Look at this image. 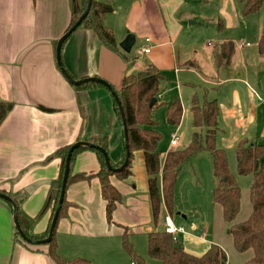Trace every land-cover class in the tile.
Returning a JSON list of instances; mask_svg holds the SVG:
<instances>
[{
    "label": "crops",
    "instance_id": "1",
    "mask_svg": "<svg viewBox=\"0 0 264 264\" xmlns=\"http://www.w3.org/2000/svg\"><path fill=\"white\" fill-rule=\"evenodd\" d=\"M100 1L112 6V11L103 18V25L114 34L118 52L107 48L92 29L80 24L61 47L62 66L74 80L100 78L117 93L128 75L151 64L163 76L157 108L164 107L167 103L162 101L171 98L166 92L174 91L173 98H179L182 115L191 116V135L194 128L190 108L192 99L198 100L200 92V104L208 96V101L218 104V148L235 149L242 139L264 145V54L258 51L264 0L259 11L246 17L234 0H218V43L213 47L208 43L205 53L197 48L189 52L190 41L185 42L184 48L180 46L182 35L197 25L193 21L197 15L191 9L197 0ZM251 16L256 17L254 21ZM70 21V0H0V101L9 104L0 124V192L21 196L19 208L32 219L50 197L52 183L59 176L61 161L55 155L57 150L77 141L107 137L111 162L121 160L122 124L115 114L113 97L100 84L74 86L57 66L56 43ZM228 30L233 35H226ZM128 33L135 37L131 56L134 57V46L149 48L139 65H131L122 57L119 43ZM228 41L234 47L230 61L217 67L214 52ZM171 75L175 78L174 86L168 85ZM196 80L202 84L201 88L195 85ZM176 146L159 153L161 165L166 153ZM200 154L203 153L194 157ZM98 170L96 155L89 150L77 154L70 167L71 176L86 178L66 184L65 214L57 219L54 232L60 259L119 264L123 255L126 257L121 248L124 232L130 234L132 246L134 234L147 238L151 231L164 230L166 217L189 236L183 222L177 218L173 221L165 210L163 225L156 223L153 229L149 227L152 218L141 151L133 153L128 178L110 177L111 184L122 195L111 222L106 218L100 181L94 176ZM158 181L161 184L160 174ZM50 213L51 205L33 224L32 234L41 236L46 232ZM16 232L12 208L0 199V264H54L46 245H25L16 238ZM176 236L184 250L194 256H201L212 244L219 245L206 241L205 250L198 246L188 250L183 234Z\"/></svg>",
    "mask_w": 264,
    "mask_h": 264
},
{
    "label": "trees",
    "instance_id": "2",
    "mask_svg": "<svg viewBox=\"0 0 264 264\" xmlns=\"http://www.w3.org/2000/svg\"><path fill=\"white\" fill-rule=\"evenodd\" d=\"M241 5V14L246 17L259 11L263 0H238ZM87 0H70L71 21L67 30L73 26L79 16L86 8ZM112 11V6L104 1L92 0L90 10L81 24L92 29L99 40L112 51L118 52L114 34L103 25V18ZM66 30V31H67ZM231 42L222 43L219 50L214 52V60L217 67L227 65L233 53ZM258 51L264 54V19ZM126 62L134 65L136 60L130 54L122 53ZM145 68L136 73L128 75L122 84L117 97L123 110L124 119L127 125L128 145L130 156L126 168L119 172L109 170L104 163L103 155L97 149L78 148L71 154L70 167L81 151L89 150L96 155L99 163V170L94 176L100 181L101 195L105 201L106 218L111 222L112 213L116 204L122 200L120 192L111 184L110 177L115 176L123 180L131 175L130 167L135 151L143 154L144 167L147 175L148 197L151 210V218L154 224L157 223L160 211L172 215L174 207V187L182 166L188 163L192 157L199 153H207L210 156L213 175L212 201L220 207L222 221L228 225V234L231 236L234 249L240 253L251 251V257L245 264H264V145L251 144L245 139L240 140L235 147L236 171L238 175H251L252 181L249 187V201L251 213L242 222L234 223L240 211V191L232 175L226 152L216 146V132L218 129V104L216 101H204L200 104L197 98L192 99L191 114L194 131L191 139L183 149H173L166 153L163 164L160 163L158 143L161 139L160 133L154 129L157 121L152 116L156 102L153 106L150 103L157 98L159 84L163 80L162 74L151 64H145ZM101 86V85H99ZM114 111L118 122L121 124V117L118 105L113 99ZM9 104L0 101V124L8 113ZM165 114L168 124L177 127L182 117V105L179 98L165 104ZM202 128L205 133H202ZM88 142L102 147L108 152L107 137L92 138ZM71 146V145H70ZM70 146H65L55 153L60 158L61 166L57 180L52 185L50 197L45 202L35 219L27 217L19 208L22 197L17 194H7L18 206L17 222L25 236L31 240H41L47 237L51 218L56 208L61 180L64 170L66 154ZM126 150L123 144L121 160L112 163V168H118L124 161ZM161 175V184L158 175ZM84 176H71L68 183L81 180ZM5 202V201H4ZM10 206L7 202H5ZM66 201L63 199L58 218L65 214ZM51 205L49 226L41 236L31 232L33 224L46 212ZM53 236L47 246L48 255L54 264H92L86 259L75 258L62 260L56 252V244ZM19 242L28 246L17 234ZM147 255L159 264H226L227 255L218 245L212 244L201 255L194 256L187 253L179 240L173 241L172 235L164 230H155L147 234ZM122 247L134 264H146L145 259L139 256L132 248L125 231L122 236Z\"/></svg>",
    "mask_w": 264,
    "mask_h": 264
},
{
    "label": "rangeland",
    "instance_id": "3",
    "mask_svg": "<svg viewBox=\"0 0 264 264\" xmlns=\"http://www.w3.org/2000/svg\"><path fill=\"white\" fill-rule=\"evenodd\" d=\"M234 2L235 5L239 8L240 3L237 0H234ZM218 5V0H197L196 3L192 4L191 9L197 15V20L194 19L193 21H196L197 25L192 27L190 33L187 31L182 35L183 40L180 43V46H182V48L185 47V42L190 41V50L187 49V51L189 50V52H194V48H197L199 52L205 53L206 48H208V43L211 46H214L215 43H218L216 23ZM254 18L256 17L251 16V20L254 21ZM226 35H233V32L231 30H228L226 31ZM137 49H135L134 46V59L136 60L135 64L139 65V63L143 62V56L135 55ZM191 75L192 74H190L189 76ZM173 77L174 76L171 75V79L169 78V86H174L175 84V78ZM172 79L174 82L172 81ZM178 80L180 81V86H183L181 80ZM192 83L193 85L196 83L195 85H198V87L200 86V88L202 86V84H200L197 80L195 83ZM166 93L171 95V98L165 99L162 102H172L174 99L173 97L174 95H176V93L174 91H172V93L167 91ZM190 97L191 96L188 97L189 101L191 100ZM197 97L198 100L202 99L200 92ZM184 99L186 101L187 95H185ZM209 99L210 96H208L206 100L208 101ZM157 107H155L152 116L157 121V125L154 127V129H156L161 135V139L157 146L158 152L160 154H163L169 149V147L171 146V139L173 134H175V136L177 137L178 143V145L174 149H183V147H185L191 139L192 128L190 114L188 113L185 116L183 114L180 125L175 127L168 124L166 120L165 105L164 107ZM222 150L226 152L228 164L230 165L229 168H231L232 170L230 171L234 176L237 187L240 191V211L236 219L234 220V223H238L247 219V217L251 213L249 187L252 181V176H242L237 174L235 149ZM192 158L188 163H185L182 166L174 187L175 211L172 214V219L174 221L177 218L178 220H181L185 225L187 235L189 236H185V232L182 233V238H184V245L188 250H190V248H194L195 246H198L199 249H201L202 247V249L205 250L207 248L206 241H208L209 243H213L216 241L219 244L218 246H220L225 251L228 258V264H245V262L251 257V251L240 254L234 249L231 236L228 234V225L222 221L220 207L215 205L212 201L213 175L210 156L207 153H203L194 157L193 159ZM177 212L180 213L179 216L176 215ZM182 216H185L186 219H183ZM163 217L164 212L162 210L160 211L157 220V226L163 225ZM152 226H154L153 222L149 227L153 229ZM127 234L129 243L131 244V240L129 237L130 234L128 232ZM146 239L147 238L145 235L134 234V237H132L134 250L136 248L135 251L143 259H145L146 264H159L158 261L148 257ZM121 248L126 254V257L125 255H123L124 260L120 259L119 264H131V259L123 249L122 244ZM138 251H140L141 254Z\"/></svg>",
    "mask_w": 264,
    "mask_h": 264
},
{
    "label": "water",
    "instance_id": "4",
    "mask_svg": "<svg viewBox=\"0 0 264 264\" xmlns=\"http://www.w3.org/2000/svg\"><path fill=\"white\" fill-rule=\"evenodd\" d=\"M91 3H92V0H87L86 8L83 11V13L79 16L78 20L73 24V26H71L58 39V41L56 43V48H55L56 63H57V66H58L61 74L65 77V79L69 83L73 84L74 86H79V85H83V84H86V83L100 84L110 93V95L116 101V103L118 105V110H119V113H120V117H121L122 132H123V144H124V147H125V150H126L125 159H124L123 163L118 168H112L111 161H110V158L108 156V152L106 150H104L102 147L94 145L93 143H90L88 141H77L74 144H72L70 146L67 154H66L64 170H63V175H62V180H61V187H60V191H59V197H58V200H57L55 211H54L53 216L51 218V223H50L48 235H47L46 238L41 239V240H31V239H29V238H27L25 236V234L23 233V231L21 230V228L19 227V224L17 222V214H18V206H17V204L7 194H4V193L0 192V199L5 201V202H7L12 208V217H13V222H14V226L16 228L17 234L19 235V237L25 243H27L29 245H44V244L49 243L50 240L52 239L54 227L56 225V222H57V219H58V214H59V211H60V208L62 206L63 199H64L67 179H68V176H69V173H70L71 154H72V152L74 150H76L78 148L97 149L103 155L104 163L107 166V168L109 170L114 171V172H119V171L123 170L124 168H126L127 165H128L129 156H130V150H129V145H128L127 125H126V122H125V119H124L123 110H122V108L120 106V102L118 100L116 92L114 91L112 86H110L107 82H105L104 80H102L100 78H95L94 77V78H87V79H84V80H74L66 72V70L64 69V67L62 66V63H61V47H62L64 41L78 28V26H80L82 21L85 19V17L87 16V14H88V12L90 10ZM134 43H135L134 35L128 33L127 36L125 37V39L122 42L119 43V48L124 53L129 54L130 51H131L132 46L134 45ZM155 102H156V98H153L151 103H150V106H153V104Z\"/></svg>",
    "mask_w": 264,
    "mask_h": 264
},
{
    "label": "built area",
    "instance_id": "5",
    "mask_svg": "<svg viewBox=\"0 0 264 264\" xmlns=\"http://www.w3.org/2000/svg\"><path fill=\"white\" fill-rule=\"evenodd\" d=\"M148 41V40H146ZM149 53V48L148 47H140L136 50L135 55L136 56H142L145 54ZM177 145V137L174 135L172 140H171V146H176ZM164 231L170 235H172L173 241H177L178 238L176 236V233H183L184 229L183 228H176L170 221L169 217L165 218V228ZM226 264H228L226 262Z\"/></svg>",
    "mask_w": 264,
    "mask_h": 264
}]
</instances>
